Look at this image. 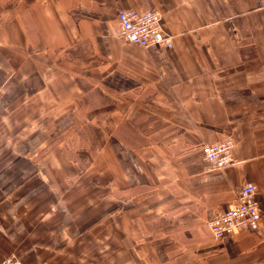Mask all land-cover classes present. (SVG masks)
<instances>
[{"label":"crops","instance_id":"1","mask_svg":"<svg viewBox=\"0 0 264 264\" xmlns=\"http://www.w3.org/2000/svg\"><path fill=\"white\" fill-rule=\"evenodd\" d=\"M158 10L169 44L120 42ZM232 139L234 164L200 146ZM256 186L260 235L211 216ZM264 264V0H0V262Z\"/></svg>","mask_w":264,"mask_h":264},{"label":"built area","instance_id":"2","mask_svg":"<svg viewBox=\"0 0 264 264\" xmlns=\"http://www.w3.org/2000/svg\"><path fill=\"white\" fill-rule=\"evenodd\" d=\"M161 14L152 9L146 12L121 10L117 13V23L113 35L122 43L146 48L151 44L165 46L171 37L166 35L160 26ZM232 139H220L200 146L203 159L216 170H223L234 164L231 157ZM261 212L256 200V186H242L236 194L232 206L215 212L206 226L214 240L237 231H251L260 235L259 222ZM0 264H23L15 255L5 258Z\"/></svg>","mask_w":264,"mask_h":264}]
</instances>
